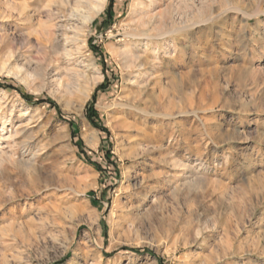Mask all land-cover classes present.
<instances>
[{"label":"rangeland","instance_id":"1","mask_svg":"<svg viewBox=\"0 0 264 264\" xmlns=\"http://www.w3.org/2000/svg\"><path fill=\"white\" fill-rule=\"evenodd\" d=\"M55 1L0 0V264H264V0H187L148 45L139 0Z\"/></svg>","mask_w":264,"mask_h":264},{"label":"bare ground","instance_id":"2","mask_svg":"<svg viewBox=\"0 0 264 264\" xmlns=\"http://www.w3.org/2000/svg\"><path fill=\"white\" fill-rule=\"evenodd\" d=\"M56 1L54 3L55 9L48 8L46 10L47 16L48 17H54V16H59V14H61V13H63V14L66 13L67 15L65 17H66L67 21H69V22L72 21L74 23L77 22V24H78V21H80L79 22V24H81L80 28H82L83 26L87 25L88 23H90L92 20L95 19V17L103 10L104 5H105L107 0H56ZM186 2H188V1L187 0H181L180 3L178 4V6H174V4H172V2H170L168 5H166V8H165L166 10L164 12H158L157 9H159L160 6L163 4V0H139L138 4L136 3L137 4L136 8L134 7L135 12H137V20L135 17L136 21L134 22L136 29H134V31L130 34L131 37L130 36L129 37L135 41L143 40V42L145 41L146 45H148V44H151V43H153V41H156L158 39H164V37H167V36L174 37L177 33H182L184 31H187L186 29L188 28V26L186 25V22L180 18V16H182V14H183V12L181 10L188 7L187 4H189V3L186 4ZM182 3H183V5L181 7L180 4H182ZM54 4L52 3V5H54ZM199 8L200 7H198L196 10L199 11V13H200L201 9L199 10ZM61 16L62 15H60V17ZM63 18H64V15H63ZM199 23H197V24H199ZM197 24H195V25H197ZM60 29L62 31L61 32L62 36L64 37L65 32L63 33V29L62 28H60ZM53 31L54 30H51V28L45 29V32L47 35L46 41L48 43V50L52 54V57H54L53 54L57 55V57H58V55L60 53V48H59L60 45H59L58 41H56V38H54L52 36ZM40 46H41L40 48H43L42 47L43 44ZM263 46H264V44H263ZM63 48L64 49H63V54H62L61 58L63 57L66 59L69 57V50H67L66 47H63ZM42 50L44 51V49H42ZM45 50H47L46 46H45ZM110 51L114 52V50L113 51L110 50ZM50 53H49V55H50ZM43 55H44V53H43ZM119 55H121L123 57L125 64H129V67L131 65H133L134 68H137V67L140 68V66L137 65V62H138L137 58H136L137 56L136 57L134 55L128 56L124 52H123V54L119 53ZM45 61H43L44 65H45ZM48 68L50 69V67H48ZM137 70H139V69H137ZM28 75L29 74H27V76ZM53 82L58 87V89H67L68 88V84L65 83L66 82L65 79L63 77H61V74H59V73L55 75ZM86 141L88 144H93L95 142V138H94V136L86 135ZM28 163H30V162H28ZM129 204L132 207L133 202L131 199H130ZM73 261H74L73 257L69 258L68 264H71Z\"/></svg>","mask_w":264,"mask_h":264},{"label":"trees","instance_id":"3","mask_svg":"<svg viewBox=\"0 0 264 264\" xmlns=\"http://www.w3.org/2000/svg\"><path fill=\"white\" fill-rule=\"evenodd\" d=\"M111 5H112V0H109V4H108V7H107V9H106V11H108L109 9H110V7H111ZM94 50V49H93ZM0 86H2L3 88H5V89H11V90H16V89H14L13 87H11V86H9V85H0ZM104 88V85H101L100 87H98L97 88V91H99V90H101V89H103ZM20 96L25 100V101H27L28 103H33V98L32 97H30V96H28V95H24V94H22V93H20ZM94 98H95V94H94V96H93V99H92V101L90 102V103H88V105H87V108H86V110H85V118L88 120V122L95 128V129H97V130H99L100 132H102V133H104V134H107V130L104 128V127H102L101 125H98V123L96 122V119L98 118V114H97V112L93 109V100H94ZM47 103V104H50V105H53V102L52 101H50L49 99L48 100H45V101H43V100H41V99H39V100H37L36 101V103ZM79 144H77V146H78ZM88 162H90V161H88ZM94 166L96 167V169L97 170H100V167H98V165H96V164H94ZM129 251H131V252H134V253H139L140 251H138V250H129ZM143 253H149L150 255H153V253L151 252V251H149V250H144V251H142ZM159 260V259H158ZM160 264V263H159Z\"/></svg>","mask_w":264,"mask_h":264}]
</instances>
